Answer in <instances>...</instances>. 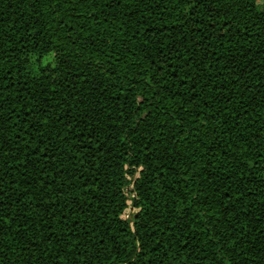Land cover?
<instances>
[{
	"label": "trees",
	"instance_id": "16d2710c",
	"mask_svg": "<svg viewBox=\"0 0 264 264\" xmlns=\"http://www.w3.org/2000/svg\"><path fill=\"white\" fill-rule=\"evenodd\" d=\"M0 264H264V0H0Z\"/></svg>",
	"mask_w": 264,
	"mask_h": 264
},
{
	"label": "built area",
	"instance_id": "2783aa9c",
	"mask_svg": "<svg viewBox=\"0 0 264 264\" xmlns=\"http://www.w3.org/2000/svg\"><path fill=\"white\" fill-rule=\"evenodd\" d=\"M128 215H129V211H127V212L125 213V216H126V217H128Z\"/></svg>",
	"mask_w": 264,
	"mask_h": 264
},
{
	"label": "rangeland",
	"instance_id": "374dc122",
	"mask_svg": "<svg viewBox=\"0 0 264 264\" xmlns=\"http://www.w3.org/2000/svg\"><path fill=\"white\" fill-rule=\"evenodd\" d=\"M261 1H263V0H261Z\"/></svg>",
	"mask_w": 264,
	"mask_h": 264
}]
</instances>
